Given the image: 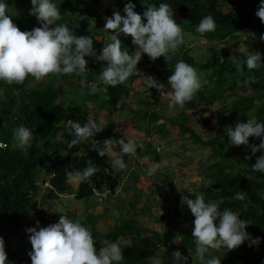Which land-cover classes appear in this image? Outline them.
Segmentation results:
<instances>
[{
    "label": "trees",
    "instance_id": "1",
    "mask_svg": "<svg viewBox=\"0 0 264 264\" xmlns=\"http://www.w3.org/2000/svg\"><path fill=\"white\" fill-rule=\"evenodd\" d=\"M7 2L11 7L9 14L13 15L11 17L13 23L21 31H30L41 26L37 18L30 15L31 0H7ZM53 2L61 12V18L57 23L66 24L77 36H92L93 41L101 38L97 44H93L98 55L104 44L110 41L109 33L102 31L106 23L103 16L111 17L115 11H120L122 15H125L123 9L129 0H103L102 3L98 0H53ZM131 2L136 5L135 11L141 15L149 4L158 5L161 2H169L173 7L187 14L186 20L190 24H180L182 29H188L196 21L200 22L203 17L212 15L217 27L215 31L203 34L209 42H233L240 32L249 30L251 26H254V29H264V22L259 17L252 19L248 14L249 9L253 12L258 10L260 0H204L203 3L198 0H131ZM225 4L231 5L227 13L219 9ZM253 22L254 25H252ZM119 39H121L122 48H127L131 54H134L136 45L132 44V37L121 34ZM242 43L245 51L234 54L233 57L237 60L242 62L247 53L264 54V47L256 49L255 45L248 40ZM170 56L172 67L176 61L182 59L198 71L207 73L205 81L214 85V87H207V93L205 90H199L197 96L195 95L191 101L186 102L187 108L193 109L197 106L201 108L203 104L208 105L221 101L225 94L234 97L235 100L230 105L226 104L218 110L219 127L209 135L207 140L195 133L188 125L190 117L188 115L184 114L181 121L171 122V124L177 127L183 136L187 135L194 143L209 149L214 158L202 173L203 179L207 182L206 186L199 188L206 202L215 201L220 210L230 208L240 215L241 219L251 222L246 227L248 233H251L253 237H264V174L252 173L251 167L255 164L257 157L264 153L257 152L253 155L248 148L240 161L243 169L234 171L235 163L230 162L229 155L238 146L228 143L227 137L228 128L236 125L232 119L245 121V119L255 117V122H264V66L249 71L246 64L234 63L233 57L228 53L222 56H211L205 62L198 63L184 48ZM142 57L149 66V75L154 76L158 82L164 83L167 89L168 77L172 75L169 62L163 56L154 62L150 58L146 59L147 54H143ZM85 59L88 63L87 72L84 74H66L61 78L49 74L40 80L29 75L23 83L13 84L0 81V144L3 145L0 147V237H3L5 241L7 264H32L30 256H22L12 250L8 236L11 229L20 228L21 222L28 218L29 212L37 202L40 192L36 182L42 173L54 174L52 180L54 191H50L46 197L44 196L45 198L42 196L41 206L46 205V199H58L55 192L75 194L76 200H86L91 197L92 189L101 191L108 188L113 191L123 174V171L117 173L111 168L113 157L108 155L101 157L92 147L94 142L102 144L105 139L110 138L114 139L115 145H118L116 141L122 137L125 138L122 133L117 132L118 126L105 123L102 132L68 149V141L73 138L69 121H78L83 125L93 114V108L110 111L125 110V104L121 105L122 100H125L123 98L130 92V85L140 75H134L115 87L100 83L101 91L93 95L90 94V85L99 80V73L107 66V62L98 61L95 57ZM262 60H264V55H262ZM137 67L141 69L139 63ZM249 76H254L255 82L245 84L244 81ZM248 91L250 94L244 95ZM157 103L158 100L155 99L154 104ZM256 106L258 111L254 114L253 109ZM208 110L207 107L203 109V112ZM147 113L145 116L148 115ZM151 115L157 117L155 113ZM94 120L100 121L97 118ZM20 125L28 127L33 132V140L24 148L17 146L13 136V130ZM249 142L259 145L260 139L250 137ZM144 148L138 147L137 154L143 158L152 150L151 144L146 146L148 150ZM65 150L68 151L67 156L63 155ZM155 152L151 154L155 155ZM246 156H250L251 159H246ZM155 158L156 162L161 160L157 152ZM89 160L101 170L88 180L81 182L78 188L73 190L68 184L67 171L83 169ZM171 191L178 204L173 185H171ZM239 191L245 192L243 200L231 198ZM190 199H195V197ZM184 213L185 220L179 216L178 211L173 213L174 218L179 219L180 227L169 223L167 234L160 236L153 233L151 238L138 230L133 221L114 228L105 223L102 226L109 230L100 233L96 225L100 220L107 219L108 213L104 207L94 214H82L77 219L73 216L70 218L89 226V230L94 235L95 244L103 239L117 243L120 237H126L129 234L131 243L129 247L122 249L125 259L120 264H143L151 250L158 251L161 247L165 249L161 255L164 264L171 262L172 253L176 250L188 257L187 264H195V259L199 261L192 235L195 217L186 205ZM60 217L61 215L58 222ZM94 218L103 219L93 220ZM45 219L46 211L43 209L38 212L37 219H33L31 224L35 227L36 222L39 221L42 227ZM184 221L187 222L188 227H185ZM222 250L229 254L224 264H264V240L258 246L251 247L249 242H245L238 252L234 249Z\"/></svg>",
    "mask_w": 264,
    "mask_h": 264
},
{
    "label": "clouds",
    "instance_id": "2",
    "mask_svg": "<svg viewBox=\"0 0 264 264\" xmlns=\"http://www.w3.org/2000/svg\"><path fill=\"white\" fill-rule=\"evenodd\" d=\"M198 1L203 3L204 0ZM31 4L30 15L36 17L41 26L35 27L30 31H21L20 28L13 23L11 18L13 15L9 14L11 7L7 0H0V81L13 84L23 83L29 75L40 80L49 74H53L57 78L72 73L84 74L87 72L86 66L88 63L85 58L95 57L98 61H106L107 66L99 73V80L90 85V94L94 95L101 91L100 83L115 87L119 84H123L134 75H141L142 73L137 66L143 54H147L153 62L157 58L163 56L172 68V75L168 77V90L166 92L164 91L166 87L164 83L158 82L154 76H145L142 74L143 86L148 89L155 88L160 92L164 91L169 98L168 107L171 110H174L177 106L183 108L186 102L191 101L202 88V84L207 83L206 81L202 82L198 75V70L195 67L182 59L176 61L174 67H172L170 65L172 59L170 55L184 48L188 50L189 55L192 56L190 54V47L187 43V40L190 39L196 41L203 39L211 44H219L209 42L203 35L206 32L215 31L217 27L216 21L212 15L203 17L200 22L199 20L196 21L193 23V26L190 25L188 29H182L180 24H190L186 20L187 14L185 11L173 7L169 2H161L158 5L149 4L143 12V15H141L135 11L136 5L129 0L123 9L125 15H122L120 11H115L111 17L106 18L105 27L102 31L109 33L110 41L104 44L102 51L97 55L93 47L94 41L92 36H77L66 24L57 23L61 18V12L60 8L57 7L53 0H31ZM229 5L230 4H225L221 7L224 8ZM227 12L223 11V13ZM255 13L256 16L264 22V0H260L257 11L253 12L250 9L248 10V14L252 19H254L253 15ZM254 24L253 22L252 25ZM250 28L255 27L251 26ZM109 30L113 31L110 32ZM121 34L131 36L132 44L138 46L134 54H131L127 48H122V42L121 39H119ZM260 39L264 40V35H262ZM240 50L245 51L243 46L240 47ZM170 51L174 52L169 55ZM235 53L228 54L233 57ZM262 55L264 54L260 52H252L247 53L246 58L242 62L237 60L236 57H233L232 60L237 64H246L247 69L251 71L264 66ZM195 61L198 62L197 60ZM253 82H255L254 76H249L244 81L245 84ZM256 109L257 106L253 109L254 114L257 112H255ZM95 110L96 109L93 108V113ZM96 111H99L98 115H94L92 119L89 118L83 125L78 121H69L73 138L68 141V149L73 148L75 145L88 140L90 137L104 130L105 122L102 120L101 114H103V111L110 112V110L103 109ZM116 112L121 111L118 110ZM140 113L141 112L136 111V114ZM145 114L146 111H144L141 116H145ZM224 115L226 116V114ZM94 118L100 119V121L97 122ZM246 120L247 119H245V121H235L232 119L236 125L227 130L228 143L238 147L246 146L247 151L248 148H250L253 155L257 152L264 153V122H255V117L250 118L247 122ZM13 136L17 146L20 148L28 146L33 140L32 130L24 125L16 127L13 130ZM250 137L259 138V145L250 144ZM116 143H118L120 147V153L130 154L135 156V158L132 159L131 163H128L125 161L123 155H114L111 160V168L117 173L123 171L117 187L113 191L108 188H104L101 191L92 189L91 197L86 199L92 200L96 205H102L107 209V212H112L113 209L117 212L116 219L120 221V224L113 225V228L115 226L119 227L120 225L124 226L126 222L131 223L132 221L137 225V222L132 217L122 218L125 212H131L130 215L134 217L140 215L139 212L135 211L136 207H140L136 198H128L124 207L115 206L116 204L114 203L120 199V197L117 198V196L121 191H125L124 186L126 185L129 187L125 192V195H127L129 190L134 188L133 182L136 181L137 184L141 183V181L137 180H141L142 177V179L146 180L145 182L150 185L148 175H150L151 178V175L157 168L167 163V161L157 162L154 168L149 169V172L147 170L142 173V165H144L142 160L144 158L147 160L148 157L145 156L141 159L142 157L137 155V148L143 147V145H138L135 139L129 138L125 140L123 137L118 139ZM0 147H3V145L0 144ZM92 147L97 150L101 157L113 154L115 147L114 139H105L102 144L94 142ZM63 155L67 156L68 151L65 150ZM245 158L251 159L250 156H246ZM136 161H138L139 166H142L140 167L142 169L139 170L140 168L133 167L131 170H128L133 164L135 165ZM251 167L252 173L264 174V154L257 157L255 164ZM100 170L98 166L89 160L87 166L83 169L67 171L66 175L68 180L79 185ZM138 170L141 173L138 176H134L133 173ZM53 178L54 174L48 175L42 173L41 176L37 178L36 182L38 191L42 194L45 192L49 193L52 190L54 191L52 186ZM168 178L169 183L175 188V184L171 177ZM168 178L159 175L157 182L162 185L159 186L158 192L169 190L172 194V191H170L171 186L169 187L170 189L163 187L168 181ZM202 178L203 177L200 179L202 180ZM152 180V184L157 187L154 178H152ZM129 182H131V184L133 183V186H130L128 184ZM203 182L204 184L207 183L204 179ZM68 184L70 185V183ZM77 188L72 189L76 190ZM118 189H120L119 192ZM55 193L58 197H60V194H66ZM175 193L178 198V208L181 209L178 212H184V207L186 205L195 217L192 235L195 240L196 255L201 264H221V258L219 256L208 257L206 255L209 253L210 249H227L231 251L245 242H249V246L251 247L253 245L258 246L262 240H264V237H253L251 233L246 231V227L251 224L249 220L241 219V216L230 208L220 210L219 205L215 201L208 200L206 202L202 194L194 195L192 187L183 190L181 206L179 205L180 197L177 195L176 188ZM68 196H74L75 198V194ZM193 197H195V199H190ZM109 198L115 199L113 201V209H110V211L107 208V204H105V200L108 201ZM173 198L176 199L175 196L172 195L171 198L168 196V199L165 200L164 197L161 196L160 200H162H158V203L161 204L162 201L166 203ZM231 198L243 200L245 198V192H236L234 197ZM133 199L136 200L133 201ZM74 200H76V198ZM130 201L134 202V206L129 205ZM123 204H125V202ZM37 206H40V208L35 211ZM45 206L46 205L41 206V202L37 199L33 209L29 212L28 218L24 220L29 223L26 229V239L31 244V249L26 247L24 252L27 253V256H30L32 264H120V262L125 259L122 248L118 243L103 239L95 244L94 235L89 228L79 220L71 219L68 212L63 214L59 213L55 224L45 225L47 222L45 219V223L42 224V227L39 221H37L36 226L33 227L31 222L33 219H37L38 212L43 209L46 211ZM83 208L84 211L87 210V213H84V215L95 211L92 210L94 207L89 209V206L83 205ZM141 209L144 213L148 212L147 210H143L144 206ZM172 209H175V207ZM60 215L61 217L58 222ZM147 215L149 216L150 212L147 213ZM160 216L161 214L159 213V220ZM175 220L179 219L177 218ZM24 221H22L21 224ZM184 222L188 225L186 221ZM137 229L146 234V231L140 229L138 226ZM131 233L133 234V230ZM122 237L124 239H127V237L131 239L129 234H127L126 237ZM9 238L10 234L8 236V239ZM102 241H104L103 247L102 245L99 246V243ZM97 246L100 248L99 251L96 249ZM12 250L14 251L13 246ZM17 253L21 255L19 250ZM187 261L188 257L183 256L179 250H176L172 253L170 264H187ZM7 262L8 256L5 251V241L3 237H0V264H7ZM146 264H164V261L159 255L154 254L147 257Z\"/></svg>",
    "mask_w": 264,
    "mask_h": 264
},
{
    "label": "rangeland",
    "instance_id": "3",
    "mask_svg": "<svg viewBox=\"0 0 264 264\" xmlns=\"http://www.w3.org/2000/svg\"><path fill=\"white\" fill-rule=\"evenodd\" d=\"M101 3L103 0H98ZM225 8V9H224ZM220 8V10L223 12L230 11L231 5ZM102 9V8H100ZM227 9V10H226ZM256 16V13L253 15ZM89 17V14H88ZM107 16H103V19L106 20ZM264 35V29H254L250 28L249 30H245L243 32H240L238 34V37L233 42H223L219 44H211L206 42L203 39H200L199 41L190 39L187 40V43L190 47V54L194 57L195 60L198 62L206 61L207 58L211 56H221L224 53H238V52H244L240 50V47L243 46L241 43L242 41H249L255 45V48H263L264 47V40H261L260 37ZM101 38L95 39L94 43L97 44L100 41ZM105 39V38H104ZM110 39V37H108ZM94 44V45H95ZM244 47V46H243ZM138 46H136V49ZM245 49V47H244ZM175 51V50H174ZM174 51H170L169 54L173 53ZM146 59H149L147 56ZM146 60L141 59L139 62L140 65V72L148 76L150 73V70L148 69V64L145 63ZM145 63V64H144ZM198 75L200 76L202 82L206 79V74L203 71H197ZM142 74L134 80V82L130 85V92L126 97H124L122 100V104H125V110L121 112L116 111H103L102 120L105 123H113L116 126H121L118 128L117 132L122 133L125 137V140L131 138L135 139L138 145H143V147L146 150V146L148 144H151L152 150L147 153L148 159L145 160L143 157L142 163L144 165L139 166L138 161L135 162V165L133 164L128 170H131L134 168H143V172H146L151 168H154L157 162L155 161V155L156 152L158 153V156L161 157V161H167L165 165H163L160 168H157L150 178V175H148V178L150 180V185L146 183L144 179L141 178V183L137 184L136 181L134 183V188H131L129 190V193L125 195L126 189H129L126 185L124 186L125 191H121L119 195L120 197L118 201H116L114 204H116V207H124L126 205V201L128 198L133 197L137 199V203L140 207H136L135 211L139 212V216H131V212H125L122 215V218L126 217H132L137 222V226L140 229H143L146 231V235L148 238L152 237V233H157L158 235H165L167 234L169 230V223L171 225H176L177 227H180L179 220H175L173 213L174 211H180L181 209L178 208V204H175L176 201L173 198L171 201H162L161 204L158 203V200H160L161 196L164 197L165 200L168 199V196L171 198L172 194L169 192V190H163L158 192V189L160 188L162 184L157 182L159 179V175L161 177H171L173 180V183L175 184L177 195L180 197L179 205H182L181 197L183 196V190L186 188H193L194 195H201V191L199 188L202 186H206L202 180L200 179L202 177L203 171L206 170L208 165L211 164V160L214 159L211 155V152L209 149L204 148L196 143H194L187 135H182L181 132H179L177 127H174L171 122H179L181 121L182 116L188 115L189 121L188 125L192 127V129L197 133L198 135L202 136L204 140H207L210 134L213 133L216 129H218V110L222 106H226V104L230 105L235 99L234 97L228 96V94L224 95L223 100L203 104L200 108V106H197L193 109H189L186 107V105L183 108L176 107L174 110L169 109V98L165 94V92L168 90L165 89L164 91L160 92L159 90L155 88L148 89L143 86L142 84ZM207 82V81H206ZM214 87L213 84L203 83L202 88L200 90L207 93V87ZM213 90V88H212ZM199 93V91H198ZM196 94V96L198 95ZM250 91L246 92L244 95H249ZM228 96V97H227ZM154 99L158 100V104H153ZM120 105V106H121ZM209 108L208 111L203 112V109ZM93 110V109H92ZM97 110V109H96ZM94 111L92 115H90V118L92 119L94 115H98L99 111ZM136 111L141 112L140 114H136ZM146 111L148 114L147 116H141L142 113ZM258 111V109L255 110V112ZM107 112V113H106ZM151 113H155L157 117H154L151 115ZM224 115V114H223ZM253 121V119H252ZM138 150V148H137ZM156 151V152H155ZM155 152V155H152L151 153ZM143 153V152H142ZM229 155L230 162L235 163V169L234 171H238L240 169H243V165L240 163L242 156H244L247 153V148L245 147H236ZM123 155L125 161L128 163L132 162V159L135 158V156H132L130 154H122L120 153V147L118 145H115L113 154H109V157H113L114 155ZM144 154V153H143ZM129 165V164H127ZM149 166V168H148ZM128 167V166H127ZM140 168L139 170H141ZM135 171L133 174L134 176H138L141 172ZM152 178H154V182H156L155 187L152 184ZM68 183L72 186L71 188L75 189L77 188V184L72 183L70 180H68ZM133 183L129 182L128 184L130 186H133ZM196 183V184H194ZM152 186V187H151ZM171 184L168 181L163 185L166 189H170L169 187ZM120 189H118V192ZM171 191V189H170ZM160 193V194H159ZM48 195L47 192L45 193H39L37 199L42 202V196L46 197ZM193 195V196H194ZM44 197V198H45ZM151 197V199H150ZM153 198V199H152ZM74 196H68L67 194H60V197L58 199H46V224H55L57 220V216L59 213H67L69 217L74 218H80L81 214L87 213V210L84 211L83 205L89 206V209L92 208V210L99 211L103 209V206L96 205L92 200H83V201H76L74 200ZM136 199H133L135 201ZM115 199L109 198L108 201L105 200V204H107V208L113 209V201ZM162 200V199H161ZM160 200V201H161ZM130 201L129 205L134 206V202ZM125 202V204H123ZM144 206L143 210H147L148 212L144 213L142 212L141 208ZM175 209H172L174 208ZM167 208V211H166ZM74 211V212H72ZM84 211V212H83ZM94 211H92L90 214H94ZM150 212V215L148 216L147 213ZM107 219L106 218H94L93 220H100L98 224L96 225L97 231L100 233L104 231H108L109 228H105L102 225L105 223L107 225H110L112 228L115 224H120V221L116 219L117 212L113 209L112 212H107ZM159 213L161 214L160 220L158 219ZM179 216H182L183 220H185V213L183 211L179 212ZM115 217V218H114ZM106 221V222H105ZM85 222V221H84ZM27 222H23L21 224V227H14L9 231L10 238L9 242L13 246L14 252L17 253L18 250L21 252L22 256H27V253L24 252L26 247H29L31 249L30 242L26 239L28 228ZM179 225V226H178ZM89 228V226H87ZM185 227H188V225L185 224ZM27 243V244H25ZM120 247L123 249L124 247H129L131 240L127 237V239H124L121 237L119 241L117 242ZM179 243V240H178ZM104 246V241L99 243V246ZM99 246L96 247L97 251H99ZM156 246V245H155ZM240 249V246L235 250V252H238ZM165 249L161 247L158 249V251L151 250L149 256H152L154 254H157L161 257V255L164 253ZM208 257L211 256H219L221 258V264H224L225 258L229 255L227 251L225 250H215L210 249L209 253L206 254ZM146 261V260H145ZM144 261L143 264L146 262ZM164 261V260H163ZM170 261V260H169ZM169 261H167L169 263ZM170 264V263H169ZM195 264H201L200 261L195 259Z\"/></svg>",
    "mask_w": 264,
    "mask_h": 264
},
{
    "label": "built area",
    "instance_id": "4",
    "mask_svg": "<svg viewBox=\"0 0 264 264\" xmlns=\"http://www.w3.org/2000/svg\"><path fill=\"white\" fill-rule=\"evenodd\" d=\"M39 208H40V206H37L35 211L39 210ZM33 213H34V212H33Z\"/></svg>",
    "mask_w": 264,
    "mask_h": 264
},
{
    "label": "crops",
    "instance_id": "5",
    "mask_svg": "<svg viewBox=\"0 0 264 264\" xmlns=\"http://www.w3.org/2000/svg\"><path fill=\"white\" fill-rule=\"evenodd\" d=\"M95 212V211H94ZM96 213V212H95Z\"/></svg>",
    "mask_w": 264,
    "mask_h": 264
}]
</instances>
